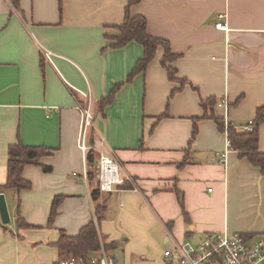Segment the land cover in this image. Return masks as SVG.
Masks as SVG:
<instances>
[{
  "label": "crops",
  "instance_id": "obj_1",
  "mask_svg": "<svg viewBox=\"0 0 264 264\" xmlns=\"http://www.w3.org/2000/svg\"><path fill=\"white\" fill-rule=\"evenodd\" d=\"M128 1L19 0L17 9L0 0V185L8 179V148L19 139L47 147L51 153L41 162L53 168L27 165L23 177L32 187L3 192L11 221L0 216V264H56L53 243L61 231L78 235L95 220L98 203L107 206L102 246L114 244L107 251L122 264H169L157 251L212 233L264 235V172L228 144L210 117L197 122L190 143L193 118L205 113L207 99L226 100V110H207L238 128L264 105V0L133 5L132 15L145 16L149 33L180 55L173 65L187 81L170 100L180 83L169 79L160 48L146 72L102 107L101 98L126 81L143 55L139 42L113 48L107 38L124 22ZM220 20L227 30L216 28ZM86 108L93 115L86 135L96 168L101 158H112L121 178L134 180L127 181L131 188L101 190L96 201L97 183L85 178L87 155L79 147ZM259 149L264 152V122ZM56 196L63 200L51 224ZM18 206L29 227L18 226Z\"/></svg>",
  "mask_w": 264,
  "mask_h": 264
},
{
  "label": "trees",
  "instance_id": "obj_2",
  "mask_svg": "<svg viewBox=\"0 0 264 264\" xmlns=\"http://www.w3.org/2000/svg\"><path fill=\"white\" fill-rule=\"evenodd\" d=\"M140 2L141 0L128 1L124 22L117 27L116 34H107V38L113 40V43L110 46L113 48L124 47L133 41L139 42L143 45V55L139 58L136 65L129 73L126 81L123 83H117L108 95L101 98L100 104L102 107L113 102L117 93L125 83L132 82L138 74L146 72L148 65L156 57L160 48L164 49L161 64L166 69L169 79L180 83V86L176 87L171 92L170 100L186 84L187 80L179 76L177 67L173 65L180 55L173 52L170 42L164 38L155 37L149 33L148 21L145 16L132 15L131 7ZM11 3L18 9L19 0H11ZM217 102L216 98H209L206 102H202L205 108V113L200 117L193 118L194 126L190 143L196 139L199 133L197 122L201 118L210 117L216 121L222 132H227L232 147L239 151V155L241 157H246L254 166L259 167L262 172H264V152L259 149V129L264 122V105L257 109V114L254 119V128L253 130L248 131L236 127L231 122H229L226 127L224 117H218L213 112L209 113L207 109L209 107L214 108V105H218ZM166 116H168V112L159 116L158 120ZM50 153L51 151L45 146L27 145L20 139L17 143L11 144L8 148V179L5 184L0 185V193L7 191L20 192L32 187V182L23 177V170L27 165L41 166L43 171L51 172L53 169L52 166L41 162V159ZM96 161L97 155L95 150H90L87 153V175L90 182L96 181L97 183L92 192V197L95 201L99 198V193L101 192L99 167L96 168ZM121 188H131V184L125 181ZM176 193L179 203L186 215L183 194L178 189H176ZM62 200L63 196L55 197L49 223L52 224L57 216L58 208ZM106 209V204L98 203L95 207V220H92L85 225L76 236H70L65 231H61L58 241L53 243V246H56L60 252L59 261L56 264H62L73 256L83 258L86 264H90V256L99 252L102 248V237L99 231V225L104 217ZM17 223L19 227H29V224L24 221L20 214V206H18ZM113 246L114 244H104L106 250H110Z\"/></svg>",
  "mask_w": 264,
  "mask_h": 264
},
{
  "label": "built area",
  "instance_id": "obj_3",
  "mask_svg": "<svg viewBox=\"0 0 264 264\" xmlns=\"http://www.w3.org/2000/svg\"><path fill=\"white\" fill-rule=\"evenodd\" d=\"M220 19L224 15L219 16ZM216 28L227 30V22L218 21ZM46 57L51 60L52 52L47 51ZM219 107L227 109V101L218 103ZM83 127L79 147L87 155L89 147L87 144L86 129L92 125L93 115L89 108L82 109ZM225 119L226 127L229 124ZM254 128V119L242 126V129L251 131ZM227 134V132L225 131ZM228 136V135H227ZM231 145L230 140L228 142ZM85 178H88L85 171ZM100 189L103 191L113 190L114 184H123L125 181L134 182L132 178L126 180L121 178L118 163L112 158L103 157L99 162ZM165 257L169 264H264V235L253 238L243 234L212 233L205 236L197 243L190 241L175 242L172 248L165 250ZM90 264H122L116 256L109 253L104 246L89 258ZM62 264H86L83 258L71 257Z\"/></svg>",
  "mask_w": 264,
  "mask_h": 264
},
{
  "label": "water",
  "instance_id": "obj_4",
  "mask_svg": "<svg viewBox=\"0 0 264 264\" xmlns=\"http://www.w3.org/2000/svg\"><path fill=\"white\" fill-rule=\"evenodd\" d=\"M0 216L3 223L5 224L10 223L11 216H10L6 196L4 193H0Z\"/></svg>",
  "mask_w": 264,
  "mask_h": 264
},
{
  "label": "rangeland",
  "instance_id": "obj_5",
  "mask_svg": "<svg viewBox=\"0 0 264 264\" xmlns=\"http://www.w3.org/2000/svg\"><path fill=\"white\" fill-rule=\"evenodd\" d=\"M171 247V246H170ZM116 252V251H115ZM159 254L161 253L162 254V257H161V260H163V262L165 261V256H164V253H165V251H164V249H162V250H159V251H157ZM122 250H120V251H118L117 252V254L120 256V255H122Z\"/></svg>",
  "mask_w": 264,
  "mask_h": 264
}]
</instances>
